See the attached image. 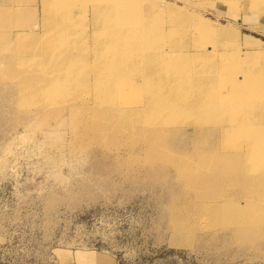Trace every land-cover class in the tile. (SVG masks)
<instances>
[{
  "label": "rangeland",
  "instance_id": "374dc122",
  "mask_svg": "<svg viewBox=\"0 0 264 264\" xmlns=\"http://www.w3.org/2000/svg\"><path fill=\"white\" fill-rule=\"evenodd\" d=\"M51 1L0 0V264H264V207L210 220L196 206L231 195L246 199L236 194V181L223 179L209 188L191 181L202 162L196 154L208 148L219 154L223 137L216 130L200 131L194 122L202 120L205 130L227 127L220 117L225 113L161 106L153 112L134 106L155 94L163 78L145 92L144 84L130 88L121 71L137 64L140 70L150 68L142 58L157 40L142 44L134 39L114 50L97 38V50L104 49L110 62L93 60V32L109 35V26L120 23L115 19L138 15L131 19L134 24L157 27L164 34L161 46L188 45L208 67L219 68L221 83L231 72L234 82L246 86L251 76L245 68L264 78V0H162L164 5L153 13L149 0L136 5L134 0H98L96 13L93 0H74L69 21L55 27L44 24ZM94 13L98 23L92 26ZM199 17L206 22L199 23ZM67 23L74 27L67 40L73 42L75 57L58 64L75 67L71 90L54 92L61 82L54 77L43 87L46 93H40L32 80L41 77L47 62L41 59L29 68L14 63L29 56V45L56 42L51 31L63 32ZM246 35L261 42L250 44L255 42ZM135 46L142 47L135 56L115 59L114 52L125 54ZM157 65L163 77L192 67L171 56ZM115 80L126 82L128 89L113 94ZM261 84L264 92V79ZM94 94L110 99L99 107H116L121 115L112 120L107 109L96 115L88 111ZM183 94L194 92L188 88ZM229 137L236 144L237 132ZM255 188L251 183L246 190L252 194L249 199L264 202Z\"/></svg>",
  "mask_w": 264,
  "mask_h": 264
},
{
  "label": "bare ground",
  "instance_id": "6f19581e",
  "mask_svg": "<svg viewBox=\"0 0 264 264\" xmlns=\"http://www.w3.org/2000/svg\"><path fill=\"white\" fill-rule=\"evenodd\" d=\"M134 1L135 2H133V4L136 5L147 0ZM149 1L150 5L148 10L152 11V13L155 9H159L161 4H163L162 0ZM97 2L98 0H93L95 13L98 11L99 6L97 5ZM50 6L51 7L48 8V10L50 9V16L45 17L44 15V24H47V26L52 25L55 27L59 26L61 23L64 24L63 19H65V22H67V20L69 21L68 17H70V14L75 11L72 10V7H74V0H53L51 1ZM68 12H70V14H68ZM95 13L92 17L93 19L91 20L92 26L98 23ZM134 16L127 15L123 19H115L116 23L118 21L120 23L118 22L119 25L115 24L109 26V29L110 27L113 29L112 33L109 35L106 33L103 34L101 32H96V30L93 32V36L96 38L95 41L93 40V60L96 61L98 65H102L104 62V65H106L110 62L107 61L110 57L104 49L97 50L100 43L97 38L104 39L107 44L113 46L114 50L118 46L121 48V43L126 44L134 39L141 40L142 44H146L149 40H157V42H152L153 45H149L147 51L145 52V58H142V64H146L147 66H150V68L146 67V69L140 70V64H137L136 67H133L132 69L121 71L122 75H128L126 82L130 88H133L138 84H144L146 86V89L143 88L145 89V92L149 91L150 88H154L155 80L163 78L162 82H164V85L159 87L157 90L154 88L155 94L152 95V93H148L149 95L146 100L137 99L138 101H135L134 106L145 108L146 110L153 112H155L159 106L164 109H171L172 111H175L174 108H177L178 111L190 108L196 113L203 112L207 115L210 113H216L215 116L223 112L225 113L224 115L219 114L221 119L230 124L227 127L220 124L221 126H214L211 128L212 130H205L202 126V120L194 122L193 126L197 125L200 131L204 130L211 133L216 130V134L222 135L223 137L221 151L218 152L219 154L213 153L211 151L212 149L209 148L196 154V157L198 156L202 162H199V164H197L194 168L191 181L194 183L198 182L201 184L199 187H202L203 185L205 188H209L212 185L211 183L223 181V179L226 183H233L236 181L238 183V185L236 184L238 186V192L236 194L244 195L246 199L239 201L236 197L231 195L222 200H203L197 203V209L200 213H203L204 215L207 214L211 220L214 217L220 216H222L220 218H228L232 215H242L241 213L244 210H249L251 212L256 208H263L264 202L249 199L252 194L250 195L246 190L252 183V188L256 187V192H259V195L264 194V179L260 178V176H264V172L262 170V168H264V136L263 138L261 136V132H264V92H261L263 84L259 85L264 78L261 77V75L259 76L254 73L256 72V69L245 68L244 72L251 76V82H249L246 86H240L238 83L234 82L233 78L235 75L231 72L228 73V76L226 75V83H221L220 80L222 78L218 73L219 68L208 67V65L204 62V59L198 57L200 55L198 51H191L188 48V45H176L175 42L173 44L171 43L169 48L161 46L160 35L162 37L164 34H161L157 27L153 29L148 26L146 27L144 24H134L131 21ZM135 17L137 19L141 18L138 15ZM84 19L85 17L83 16V20ZM198 22L205 23L206 19L199 17ZM67 24L65 27L63 25L64 29L61 28L63 32L59 30L61 33L59 31V33L55 31L56 28H54V31H51L52 35H57L53 36L56 39H53L56 41L54 42L57 44L56 48L51 47L52 41L51 44L50 42H47V45L42 43L43 46H39L38 44L32 46L31 44L27 47L29 56L21 58L19 61L14 63L19 67L27 68L26 66H28L29 68L35 61L43 59L47 62V64L43 66L44 72H41V77H39L40 79L36 78L37 80H32V85L40 86L41 89L39 88L40 91H38L40 93H46L43 87H45L54 77L60 78L61 81L59 84L60 88H55L53 90L54 92L65 93L70 92L69 90H71L70 86L72 85V78L76 75L74 72L76 69L72 63L58 64L62 60H67L66 58L73 59L75 57V49L72 47L73 42H68L67 40V37H70V33L74 30V27L73 25ZM221 33L224 32L222 31ZM246 37L251 38L255 42L250 44L255 45L261 42L259 38L252 35H246ZM62 40H65V43L67 44H71L70 48L62 46L64 42ZM84 50L87 51V45ZM125 50L127 51L125 54L124 52H121L120 54L114 52L115 59L120 61L124 60L127 54L135 56L140 50H142V47L135 46L130 48V50L129 48ZM187 50L191 52H188ZM23 56L27 55H22V57ZM164 56H171L173 61L181 59L187 60L192 64V67L188 65L183 69L174 71L168 77H163L160 67L157 64H160V60L163 59ZM85 59H87V56H85ZM124 63H126V61ZM39 66H35V68L40 72L42 67L40 68ZM122 68H124V66ZM117 69L118 67H116V70ZM90 73V70H86L84 72V76H88ZM32 76L33 78L35 77V75L30 74V77ZM125 83L115 80L114 84H112L113 88L111 87L110 90L113 94L117 95L124 87L128 89ZM188 88H192L194 92V94L189 97L183 94ZM243 90H246L244 94L242 93ZM53 91H50V93ZM47 94H49V92ZM114 98L113 101L115 102L117 99ZM105 100L110 101L108 98H103L98 94H94L91 98L92 104L86 105V108H88V111L92 114L94 112L95 115L101 111V108L107 109L111 112L110 118L115 120L121 115V113H118L116 107H111L109 105L99 107L101 102ZM129 113L130 112H127L125 115H128ZM255 122H257L258 129ZM234 125H239V127L237 126L238 130L234 128ZM100 129L103 131V134L106 133L104 126H101ZM235 132L238 134V143L236 142V144H234L232 139L229 137V133ZM259 138L262 141H260ZM245 145L247 146L245 147ZM234 155H236L237 158ZM209 163L213 164L211 165ZM239 174L244 175L242 177L243 179L240 181L234 180V178ZM256 176L260 179L254 180ZM188 238H184L183 241H188ZM97 264L103 263L98 260Z\"/></svg>",
  "mask_w": 264,
  "mask_h": 264
}]
</instances>
